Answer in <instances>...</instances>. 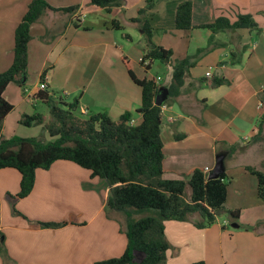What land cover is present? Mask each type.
<instances>
[{
    "label": "crops",
    "instance_id": "crops-1",
    "mask_svg": "<svg viewBox=\"0 0 264 264\" xmlns=\"http://www.w3.org/2000/svg\"><path fill=\"white\" fill-rule=\"evenodd\" d=\"M44 1L52 9L32 25L28 46L27 73L38 78L29 92L34 103L41 76L46 73L48 93L54 98L67 103L70 97L79 98L82 113H104L113 121L129 112L132 124L137 125L142 121L137 112L142 89L132 80L124 58L138 79H159L160 87L171 85L177 61L192 58L195 65L180 95L162 107L164 178L186 179L195 169L211 172L217 157L225 155L224 167L231 180L226 203L233 197L229 210H239L241 217L235 231L222 224L201 230L189 222H166V236L172 245L167 264H264V202L257 195L256 177L246 171L247 166H254L244 162L245 157L264 149V0H190L191 30H176L174 25L176 9L185 0H154L144 15L154 30L153 43L173 52L170 63L161 62L163 74L152 73L156 61L150 71L140 62L147 41L141 24L133 20L147 0H121V6L111 13L90 6L89 0ZM28 2L0 0V29L7 38L0 46V73L13 62L15 31L27 13ZM75 6L74 12L62 11ZM240 16H251L257 27H206L219 19L233 25ZM113 20L123 29H113ZM208 72L211 78L206 77ZM215 78L229 83L212 87ZM11 87L12 83L4 97L14 110L6 117L0 136L27 138L16 129L6 133L20 105L8 97ZM65 88L70 92L53 93ZM31 114L24 111L21 117ZM235 166L244 183L238 184L232 177ZM20 181L18 171L0 170V244L8 255L7 262L0 255V264H97L123 254L127 246L125 215L106 210L109 188L104 181L92 178L90 171L66 161L54 163L49 170H37L34 189L17 203L15 214L7 194L16 195ZM245 181L249 185L244 186ZM39 222L67 225L48 229ZM242 226L256 229L252 232Z\"/></svg>",
    "mask_w": 264,
    "mask_h": 264
},
{
    "label": "trees",
    "instance_id": "trees-1",
    "mask_svg": "<svg viewBox=\"0 0 264 264\" xmlns=\"http://www.w3.org/2000/svg\"><path fill=\"white\" fill-rule=\"evenodd\" d=\"M153 3L154 0H147L146 7L140 9L139 17L133 20L141 24L147 41V51L141 62L146 71L151 70L155 61L170 63L173 57L171 50L153 43L154 30L148 18L144 17L152 9ZM89 4L111 13L113 8L121 6V0H90ZM47 9L52 8L46 1L32 0L16 28L13 62L7 71L0 73V133L6 117L14 110V105L5 99L4 93L11 83L25 89L31 27ZM77 9L78 6H75L62 11L74 12ZM192 17L193 3L190 0L181 2L175 12L176 30L193 29ZM111 26L115 30L123 29L117 20H113ZM206 27L254 29L257 24L251 16H240L233 25L226 19H219L214 25ZM124 62L132 80L142 89V104L137 111L142 115L139 124H132L133 114L129 112L123 114L118 121H113L104 113L85 115L81 112L79 98L67 103L54 98L48 90L39 91L34 97L49 109L51 120L46 130L50 139L44 141L36 137L0 136V170L14 169L21 175L20 191L16 195L7 194L15 214H18L17 203L33 191L37 170H49L54 163L66 161L90 171L92 178L104 181L109 188L106 210L121 212L126 218L125 251L120 257L97 264H166L172 245L166 236L165 223L189 222L201 230L211 227L224 209L229 180L226 171L214 179H208L210 174L200 169L192 171L186 179L164 178L162 107L180 95L185 78L195 65L192 58L175 63L172 83L166 87L168 98L160 107L155 105V98L163 87L158 86L153 79H138L130 70L127 59L124 58ZM45 74L41 76L40 82L45 81ZM228 83L223 78H215L211 86L219 87ZM43 123L41 113L23 115L19 121L20 125L29 128ZM176 138L180 139L179 136ZM234 151L235 147L231 149V153ZM246 171L256 177L257 195L264 202V171L251 166H247ZM187 190L190 191L189 195ZM144 213L149 215L139 217ZM228 214L233 220L241 217L239 210H230ZM38 225L42 228L60 229L67 223L39 222ZM0 255L7 262L8 255L2 244ZM191 264L206 263L198 261Z\"/></svg>",
    "mask_w": 264,
    "mask_h": 264
},
{
    "label": "rangeland",
    "instance_id": "rangeland-1",
    "mask_svg": "<svg viewBox=\"0 0 264 264\" xmlns=\"http://www.w3.org/2000/svg\"><path fill=\"white\" fill-rule=\"evenodd\" d=\"M28 1L29 2H28L26 7H28V5L30 3V0H28ZM89 2H90V0H89ZM89 17L92 20H95L94 15H91ZM3 35H4L3 30L0 29V46L5 44L7 41V38L3 37ZM142 58L140 59V62H142ZM2 61H3L2 58H0V64ZM157 71H159L160 73L165 72V66L162 65L161 62L159 63V61H156V65L154 66L152 73L156 74ZM1 73H3V72H1ZM27 76H28L27 77L28 80H27V84L25 86V89L22 88L20 91L18 85L15 83H12L13 87H11L10 91L7 93L8 97H10V99H13L14 103H16V104L20 103V105H18L16 112L12 115L11 119L9 120L6 133L16 129V131H19L18 134L22 133V135L25 134V135L29 136L27 138H35L36 137V138H40L44 141L45 140L49 141L50 137H49L48 132L46 130V126L50 123V120H51V117L49 114V109L45 104H43L40 101H36L35 103L32 102V99L30 98L31 94L29 92H31V90L33 91L34 86L38 82V78L34 74H30V73L29 74L27 73ZM158 81H159V79H158ZM40 84H41V82H40ZM69 92H70V90L68 88H65V90H63V91L62 90H58V91L55 90V92H53V93L55 94V96H60L61 94L63 95L64 93H69ZM68 99L72 102L76 98L70 97ZM24 111L26 113H32V114L41 113L44 117L43 125L34 126L31 128L20 125L19 121L21 119V113H23ZM11 129H13V130H11ZM260 138H262V134L260 135ZM245 161H246V163H251L254 167H256V169L264 171V149L255 156L245 157L244 162ZM227 164L230 165L231 164L230 161H228ZM242 170H244V169L242 168ZM211 172L209 171L208 174H210ZM232 174H233L232 177L236 178V182L238 184H239V182L244 183V180H245L244 176H243V174L238 172V166H235L234 168H232ZM253 178H255V177H253ZM183 179H185L184 176H183ZM228 180H229V184H230L231 180L229 177H228ZM247 185H249V183H247L245 181L244 186H247ZM189 193H190V191L187 190V195H189ZM233 203H234V199H233V197H230L229 202L225 203L224 209H223L222 213L220 214V216L218 217L217 222L214 223L211 227H214V226L218 227L219 224H222V225H225V229L230 230V231H235V229L232 227V224L233 223L236 224V222H238L239 220L231 219L229 217V214H228V211H230L229 207ZM242 205L247 206L250 204L249 203H244V204L242 203ZM144 215H149V213L141 214V215H139V217H143ZM263 225H264V222H263ZM242 227H243V229L249 230L252 232H254V230L256 229V226H251V227L242 226Z\"/></svg>",
    "mask_w": 264,
    "mask_h": 264
},
{
    "label": "water",
    "instance_id": "water-1",
    "mask_svg": "<svg viewBox=\"0 0 264 264\" xmlns=\"http://www.w3.org/2000/svg\"><path fill=\"white\" fill-rule=\"evenodd\" d=\"M168 89L166 87H163L159 90L158 95L155 98V105L156 106H163L165 101L168 98ZM224 159H225V155H219L216 159V165L213 168L212 172L210 173L208 179H214L217 176H219L223 171H225V167H224ZM233 228H238V224H233L232 225Z\"/></svg>",
    "mask_w": 264,
    "mask_h": 264
},
{
    "label": "built area",
    "instance_id": "built-area-1",
    "mask_svg": "<svg viewBox=\"0 0 264 264\" xmlns=\"http://www.w3.org/2000/svg\"><path fill=\"white\" fill-rule=\"evenodd\" d=\"M211 76H212V75H211L210 72H208V73L206 74V77H207V78H211ZM155 82H157V81H155ZM47 89H48V85H47L46 81H44V82H41V84L39 85L38 92H39V91H43V92H44V91H46ZM133 122H134V121H132V123H133ZM209 171H210V170L207 168L204 172L208 174Z\"/></svg>",
    "mask_w": 264,
    "mask_h": 264
}]
</instances>
